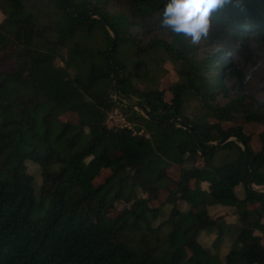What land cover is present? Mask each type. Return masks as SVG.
I'll return each mask as SVG.
<instances>
[{
  "label": "trees",
  "instance_id": "obj_1",
  "mask_svg": "<svg viewBox=\"0 0 264 264\" xmlns=\"http://www.w3.org/2000/svg\"><path fill=\"white\" fill-rule=\"evenodd\" d=\"M1 1L0 264H264V191L249 187L239 142L198 152L236 133L248 147L252 183L264 186V102L244 92L243 73L264 44V0L218 9L198 45L159 27L167 0H123L120 9H112L113 0ZM147 24L165 38L139 42ZM202 45L209 49L199 53ZM160 50L184 65L169 100L161 89L137 85L149 78V62ZM219 93L227 100L219 102ZM189 98L203 110L197 120L185 113ZM133 103L193 129L151 120ZM115 110L131 125L109 128ZM66 111L86 118L87 130L57 124ZM245 122L262 128L258 150ZM220 149L237 156L215 164ZM114 151L120 155L111 156ZM29 162L40 181L28 172ZM167 163L180 166L178 179L165 175ZM101 167L110 174L93 185ZM241 183L240 199L235 187ZM162 189H169L172 206L157 216L146 194L158 197ZM117 203H124L120 214L108 218ZM215 203L233 208L237 220L211 216ZM255 203L260 209L248 207ZM212 234V244L200 241ZM227 239L229 249L221 253Z\"/></svg>",
  "mask_w": 264,
  "mask_h": 264
},
{
  "label": "rangeland",
  "instance_id": "obj_2",
  "mask_svg": "<svg viewBox=\"0 0 264 264\" xmlns=\"http://www.w3.org/2000/svg\"><path fill=\"white\" fill-rule=\"evenodd\" d=\"M112 9H120L126 7V4L123 0H113L112 1ZM3 6L4 3L3 1L0 0V20L3 19L4 11H3ZM138 37L137 39L139 42L145 43L147 42L148 39L157 36V37H163V32L153 28L150 26V24H147L140 32L137 33ZM161 38V39H163ZM168 38V37H167ZM233 42H230L229 46H232ZM209 47L206 45H202L201 47L198 48L199 53H201L204 50H208ZM258 52H257V57L253 58L252 61L255 62L253 65L252 62L247 63L243 66V73L244 76L246 77V84L244 87V92L251 97H254L256 100L263 101L264 102V81L262 80V70L264 67V44L260 45L258 47ZM58 64H61L60 60H57ZM226 63H224L221 67V74L223 69L225 68ZM148 74L149 78L139 80L137 81V85L141 90H148L150 88H158L163 90V97L165 100H169L170 98V92H169V87L172 83L178 80L179 77V72L180 70L184 69V65L182 61L175 59L173 56H168L166 55L162 50H160L157 53L156 60H152L149 62L148 66ZM218 101H226L227 97H224L222 93H219L218 95ZM202 109L200 107V104L197 99L195 98H189L187 99V103L185 104V113L189 115L191 118H194L195 120L198 119V117L202 116ZM141 114L142 112L139 111ZM112 115V117H116L119 119L122 117V113L119 110L112 111L108 114ZM143 115V114H142ZM107 116V117H108ZM210 121H213L214 119L212 117H207ZM113 118H111L112 120ZM60 122H69L73 124L77 129L81 131H86L87 130V120L83 116L72 112V111H66L65 113L59 115L57 117V124ZM124 123L126 125H131L124 119ZM244 125L242 126L243 129L246 130V133H248L249 137V143L253 147V149L258 150L260 148V141H259V134L262 131L261 126L258 123H243ZM231 123L225 124V127L231 126ZM55 128L52 127V131H54ZM244 130V131H245ZM236 140V139H233ZM111 156L116 157L120 155L118 152H111ZM237 155L233 154V151L229 149H220L216 154L214 155V163L218 164L217 161L219 162H228L234 160V158ZM28 165V172L32 173L35 175L36 179L40 181V170L39 168L34 164V163H27ZM110 174V169L106 167H101L97 174L94 176L92 183L93 185H100L102 186L104 183L105 178ZM242 185H239L241 187ZM252 187L255 189H258L260 191H264V186L263 185H253ZM242 189L243 186H242ZM35 192L38 193V184L35 185ZM152 194V193H151ZM244 192L241 191L240 189H237V197H243ZM148 197H150V206L154 208L155 215H166L164 212H168L171 208V204L166 202L168 201L169 197V189H162L159 192L158 197L156 196H150L146 194ZM145 196V194H143ZM124 206V203H117L114 209H110L107 213L108 218L116 217L120 214V210ZM178 206L181 209H184L186 207V204L184 202L178 201ZM257 204H248L249 208H254L256 207ZM258 207L260 209L261 204H258ZM222 208L227 209L226 206H223V204L215 203L210 205L209 208V214L211 216H218L220 214H225L226 215V220L227 222L231 223L232 221H236L237 217L235 216L236 214L233 213V208H229L230 212L227 214L224 211H222ZM154 217V215L152 216ZM264 221V219H263ZM205 236V238H204ZM203 238L201 237L200 241L204 244H212L213 242V237L214 235H204ZM263 245H264V237L262 239ZM230 241L227 239L224 241V243L221 246V253H226L229 249ZM210 247V246H209ZM187 253L189 254V251L187 250ZM223 255V254H222Z\"/></svg>",
  "mask_w": 264,
  "mask_h": 264
},
{
  "label": "clouds",
  "instance_id": "obj_3",
  "mask_svg": "<svg viewBox=\"0 0 264 264\" xmlns=\"http://www.w3.org/2000/svg\"><path fill=\"white\" fill-rule=\"evenodd\" d=\"M241 3L242 0H167L159 27L183 35L193 45H198L212 30L214 12L231 4L239 7Z\"/></svg>",
  "mask_w": 264,
  "mask_h": 264
},
{
  "label": "water",
  "instance_id": "obj_4",
  "mask_svg": "<svg viewBox=\"0 0 264 264\" xmlns=\"http://www.w3.org/2000/svg\"><path fill=\"white\" fill-rule=\"evenodd\" d=\"M111 33H112V45L109 49V60H112V54H113V49L116 45V34L115 32H113V30L111 29ZM115 86L117 84V82H114ZM132 107H134L136 110L141 111L142 114L154 121H159V122H168V123H175L180 127H183L185 129H188L190 132L192 131V125L186 123L185 121H183L182 119H162L153 115H149V112L147 109H145L142 105H140L139 103H133L131 104ZM232 139H236L239 142V145L242 148L243 154H244V168H245V175L247 176L248 179V184L249 187H252V179L251 177H249L248 175V162H249V151H248V147L247 145L244 143L243 139L239 136H237L236 133L234 132H229L226 135H224L222 138L218 139L217 141L213 142L212 145L207 149V150H202L200 149L198 152L201 155H205L209 150H211L214 147H219L221 145H223L225 142L232 140Z\"/></svg>",
  "mask_w": 264,
  "mask_h": 264
},
{
  "label": "crops",
  "instance_id": "obj_5",
  "mask_svg": "<svg viewBox=\"0 0 264 264\" xmlns=\"http://www.w3.org/2000/svg\"><path fill=\"white\" fill-rule=\"evenodd\" d=\"M196 164L198 165V166H202L203 165V162L202 161H199V160H196ZM164 168H165V175H168L169 177H171V178H173V179H178V177H179V175H180V173H181V168H180V166H178V165H175V164H173V163H167L165 166H164ZM193 181L191 180L190 181V183H189V185L190 186H193ZM239 185H242L243 186V188L244 189H242V186L241 187H239ZM239 185H237L236 187H235V194H236V196H237V189L239 190H241V191H243L244 192V194H245V187H244V184H239ZM201 187L203 188V189H207V187H208V183L207 182H202L201 183ZM243 194V195H244ZM245 196V195H244ZM243 196V197H244ZM242 196L241 197H239L240 199L241 198H243ZM255 204H257V206L256 207H258V203H255ZM230 207H227V209H229ZM255 208V207H254ZM227 209H225V208H222V211H228ZM230 210V209H229ZM230 212H232V211H230ZM231 223H234V221H232Z\"/></svg>",
  "mask_w": 264,
  "mask_h": 264
},
{
  "label": "built area",
  "instance_id": "obj_6",
  "mask_svg": "<svg viewBox=\"0 0 264 264\" xmlns=\"http://www.w3.org/2000/svg\"><path fill=\"white\" fill-rule=\"evenodd\" d=\"M111 118H113V119L111 120ZM106 123H107L109 128H114V129H117V128L122 127V126H128L124 123V119L122 117L117 119L116 117H112V115H109L107 117Z\"/></svg>",
  "mask_w": 264,
  "mask_h": 264
}]
</instances>
